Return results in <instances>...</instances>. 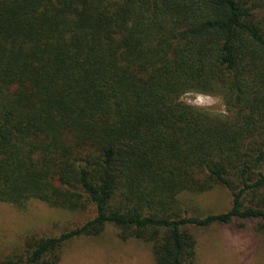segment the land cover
I'll return each instance as SVG.
<instances>
[{
    "label": "trees",
    "instance_id": "16d2710c",
    "mask_svg": "<svg viewBox=\"0 0 264 264\" xmlns=\"http://www.w3.org/2000/svg\"><path fill=\"white\" fill-rule=\"evenodd\" d=\"M218 186L227 211L185 199ZM33 199L97 213L0 264H59L108 224L156 264H195V229L263 236L264 0H0V201Z\"/></svg>",
    "mask_w": 264,
    "mask_h": 264
},
{
    "label": "rangeland",
    "instance_id": "374dc122",
    "mask_svg": "<svg viewBox=\"0 0 264 264\" xmlns=\"http://www.w3.org/2000/svg\"><path fill=\"white\" fill-rule=\"evenodd\" d=\"M183 101L214 112L224 110L220 97L209 94L190 92ZM185 199L205 213H221L232 205L230 192L222 186L188 194ZM96 213L95 206L72 212L36 199L23 205L0 201V258L21 248L27 236L57 237ZM194 231L198 241L195 264H264V235L258 238L218 225ZM119 234L115 225L108 224L98 236L74 239L64 246L59 264H156L150 244L136 237L123 240Z\"/></svg>",
    "mask_w": 264,
    "mask_h": 264
}]
</instances>
